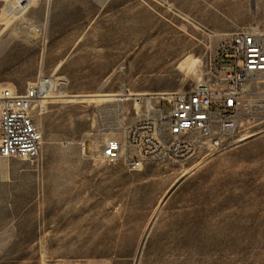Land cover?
I'll use <instances>...</instances> for the list:
<instances>
[{
  "label": "rangeland",
  "instance_id": "374dc122",
  "mask_svg": "<svg viewBox=\"0 0 264 264\" xmlns=\"http://www.w3.org/2000/svg\"><path fill=\"white\" fill-rule=\"evenodd\" d=\"M243 26L264 30V0H0V89L56 84L39 154L0 157V264H264V82L220 153L130 172L83 147L205 80Z\"/></svg>",
  "mask_w": 264,
  "mask_h": 264
},
{
  "label": "built area",
  "instance_id": "2783aa9c",
  "mask_svg": "<svg viewBox=\"0 0 264 264\" xmlns=\"http://www.w3.org/2000/svg\"><path fill=\"white\" fill-rule=\"evenodd\" d=\"M219 64L211 65L208 76L188 89L144 95L146 111L123 127V139H108L84 152H96L109 163L121 161L130 172L149 161L187 159L196 152L205 156L222 152L242 141L244 82H264V30L239 27L221 49ZM51 78L39 77L27 90L17 93L0 89V157H36L43 143L34 111H47L51 91L44 88ZM140 98V97H139Z\"/></svg>",
  "mask_w": 264,
  "mask_h": 264
},
{
  "label": "bare ground",
  "instance_id": "6f19581e",
  "mask_svg": "<svg viewBox=\"0 0 264 264\" xmlns=\"http://www.w3.org/2000/svg\"><path fill=\"white\" fill-rule=\"evenodd\" d=\"M18 1V3H19V5H21L22 6V3H24L25 1H27V3H29L31 0H17ZM17 5H15V3L13 2V3H11L10 4V7H9V11L10 10H12V12H13V9H15V7H16ZM18 8H19V6H17ZM7 11V10H6ZM11 14V13H10ZM159 47V46H158ZM155 49V48H154ZM159 52V51H158ZM153 54V53H152ZM151 64H153V62H151ZM56 84H55V81L54 80H50L48 83H46V84H44L43 86H44V88L47 90V91H53L54 90V87H56L55 86ZM247 88V87H246ZM56 90V89H55ZM56 93V92H55ZM130 93V92H129ZM123 95H127L128 96V94H127V92H126V94H124L123 93ZM119 97H120V95H119ZM124 97H126V96H124ZM120 99H122V98H120ZM245 139V138H244Z\"/></svg>",
  "mask_w": 264,
  "mask_h": 264
}]
</instances>
